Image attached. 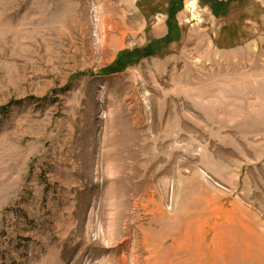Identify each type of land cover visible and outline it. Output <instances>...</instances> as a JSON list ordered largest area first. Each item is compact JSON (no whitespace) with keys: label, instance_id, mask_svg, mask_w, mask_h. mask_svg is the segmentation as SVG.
<instances>
[{"label":"rangeland","instance_id":"rangeland-1","mask_svg":"<svg viewBox=\"0 0 264 264\" xmlns=\"http://www.w3.org/2000/svg\"><path fill=\"white\" fill-rule=\"evenodd\" d=\"M171 2L0 0V264H264V0Z\"/></svg>","mask_w":264,"mask_h":264},{"label":"trees","instance_id":"trees-1","mask_svg":"<svg viewBox=\"0 0 264 264\" xmlns=\"http://www.w3.org/2000/svg\"><path fill=\"white\" fill-rule=\"evenodd\" d=\"M174 2H175V0H172V2L170 3V8H169V10H168V14L171 16L172 14H173V12H174ZM119 60H117L115 63L117 64V62H118ZM0 110H2V109H0Z\"/></svg>","mask_w":264,"mask_h":264}]
</instances>
